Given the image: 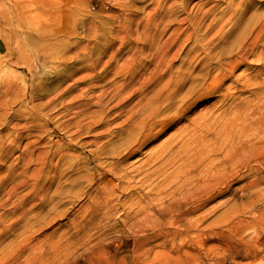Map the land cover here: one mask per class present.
I'll return each instance as SVG.
<instances>
[{
  "label": "rangeland",
  "instance_id": "obj_1",
  "mask_svg": "<svg viewBox=\"0 0 264 264\" xmlns=\"http://www.w3.org/2000/svg\"><path fill=\"white\" fill-rule=\"evenodd\" d=\"M0 17V264H264V166L183 200L202 167L176 171L205 118L260 104L264 0H0Z\"/></svg>",
  "mask_w": 264,
  "mask_h": 264
},
{
  "label": "bare ground",
  "instance_id": "obj_2",
  "mask_svg": "<svg viewBox=\"0 0 264 264\" xmlns=\"http://www.w3.org/2000/svg\"><path fill=\"white\" fill-rule=\"evenodd\" d=\"M258 99L260 104L253 108L242 104L218 116L211 114L191 132L189 138L185 137L176 171L178 168L180 172L191 163V167H202L203 176L199 179L195 174H185L183 179L180 178L181 186L177 193L181 200L193 199L205 192V188L213 187L229 172L245 167L244 164L251 159L255 158V163L259 165L256 169L264 166V94ZM174 199L173 203L178 204L180 200Z\"/></svg>",
  "mask_w": 264,
  "mask_h": 264
}]
</instances>
